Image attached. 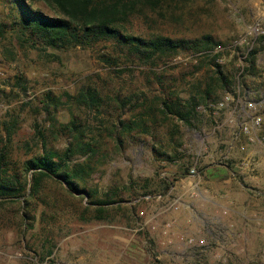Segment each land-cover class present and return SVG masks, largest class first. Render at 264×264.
Instances as JSON below:
<instances>
[{"label":"rangeland","instance_id":"1","mask_svg":"<svg viewBox=\"0 0 264 264\" xmlns=\"http://www.w3.org/2000/svg\"><path fill=\"white\" fill-rule=\"evenodd\" d=\"M161 3L145 10L146 19L131 18L126 30L144 37H209L212 48L143 62L110 43L33 47L10 30L14 18L0 4V21L8 24L0 39V150L7 147L19 162L38 154L43 143L61 152L69 142L63 126L72 116L87 133L100 134L96 169L85 184L92 197L70 196L65 185L47 180L37 200L0 205V264H264V144L248 141L246 150L227 160L233 192H221L217 204L181 193L205 153L219 159L225 152L236 131L229 134L221 122L225 112L236 114L237 101L258 103L264 136V0ZM29 4L57 16L44 0ZM255 24L259 33H248ZM85 88L100 93V109L57 103L45 111L41 104ZM166 97L182 101L184 113L186 102L203 105L207 98L228 97L229 105L218 113L197 107L186 118L188 126L161 113L159 101ZM143 107L150 109V133L117 141V121L130 120ZM106 195L115 202L102 207L103 219H92L99 207L92 204ZM167 222L172 229L165 237ZM199 240L204 243L195 245Z\"/></svg>","mask_w":264,"mask_h":264},{"label":"trees","instance_id":"2","mask_svg":"<svg viewBox=\"0 0 264 264\" xmlns=\"http://www.w3.org/2000/svg\"><path fill=\"white\" fill-rule=\"evenodd\" d=\"M36 1L39 0H0V4L7 6V15L14 18L10 30L20 34L33 47L67 50L110 43L119 50V54H127L137 61L155 62L179 51L209 50L213 46L209 37L174 39L155 34L144 37L126 30V24L131 18L146 19L148 16L145 10L154 11L155 7L162 4V0H44L57 13L55 17L33 9L29 3ZM7 28L8 24L0 21V39L5 36ZM215 67L216 73L223 80L220 66L215 64ZM62 97L65 98L64 101L60 98H47L41 104L45 111L51 106L57 107V103H67L71 107L85 110L101 108L100 93L96 89L85 88L74 96L65 93ZM186 103L188 110L185 113L182 110V101L169 97L160 100L159 107L162 114L174 116L190 126L186 118L200 105ZM132 115L130 120L117 121V141L121 140V136H129L132 133H150V109L143 107L137 116ZM63 129L69 136V142L61 152L46 149L43 143L38 154L19 162L12 159L11 151L7 150V147L0 150V205L14 202L26 205L28 201L37 200L42 183L47 180L65 185L70 196L83 193L92 197L85 184L96 169L93 160L98 158L100 153V134L92 136V132L87 133L74 116ZM36 133L43 142L44 133L38 129ZM76 155L77 159L81 157L82 160L74 161ZM170 187L171 183L166 184L164 190L167 191ZM106 198L92 204L99 206L92 219H103L106 212L102 207L115 202L109 199V195H106Z\"/></svg>","mask_w":264,"mask_h":264},{"label":"crops","instance_id":"3","mask_svg":"<svg viewBox=\"0 0 264 264\" xmlns=\"http://www.w3.org/2000/svg\"><path fill=\"white\" fill-rule=\"evenodd\" d=\"M228 111V110H227ZM233 118L235 122H238L237 116L230 115V112H225V117L222 119L221 127H228L227 131L232 135V132L236 131L232 137L228 138V145L225 148V152L221 154V157L218 159L217 156L211 153H205L202 158V166L195 176H189L184 178L186 184L184 186V192H188L194 196H204L206 199L214 205L217 204L218 195L221 192H226L228 195L233 192L232 187L229 185L233 178L228 176V164L227 160L235 159V154L240 155L241 150H246L248 144L247 138L239 133L238 126L235 124H230L228 121L230 118ZM236 127V128H234ZM258 145H261L258 143ZM255 145V148L258 146ZM253 149L251 152H253ZM249 152V154L251 153ZM231 163V162H230Z\"/></svg>","mask_w":264,"mask_h":264},{"label":"built area","instance_id":"4","mask_svg":"<svg viewBox=\"0 0 264 264\" xmlns=\"http://www.w3.org/2000/svg\"><path fill=\"white\" fill-rule=\"evenodd\" d=\"M260 28L255 24L253 26H249L247 29V32L252 33H259ZM229 98L226 97L218 102H214L211 100H207L205 104L198 106V109L201 111L210 110L214 111V113H218L219 110H224L229 105ZM237 109L236 114L233 115V111L230 112V115L237 116L238 122H235V120L231 117L229 119V123L233 125L238 126L239 133L244 135L248 141L252 143H260L264 144V136H260V132L262 130V114L259 112L260 106H258V103H255L252 100H243V101H237L236 102ZM236 108V107H235ZM227 109V108H226ZM197 175V172L195 171V168L193 167L190 172L189 176H195ZM179 202H175L174 205H172L173 210H177L179 207ZM144 212H140V216H143ZM153 229H155V226H153ZM172 229V223L167 222L162 227V235L165 237H168L170 235ZM194 240L189 239L188 242L192 243ZM204 243L203 240H199L198 242H195V245L200 246Z\"/></svg>","mask_w":264,"mask_h":264}]
</instances>
